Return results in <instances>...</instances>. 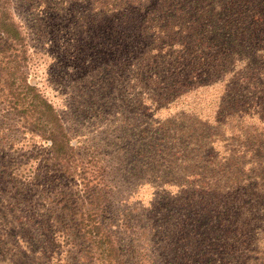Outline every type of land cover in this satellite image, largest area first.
<instances>
[{
	"label": "trees",
	"instance_id": "trees-1",
	"mask_svg": "<svg viewBox=\"0 0 264 264\" xmlns=\"http://www.w3.org/2000/svg\"><path fill=\"white\" fill-rule=\"evenodd\" d=\"M123 1L119 9L111 2V15L124 29L115 34L131 45L128 72L141 90L139 108L168 110L195 86L219 85L208 114L191 116L186 107L158 127L198 140L217 131L237 143L249 165H264V0ZM25 47L11 0H0V140L6 146L10 137L27 136L30 146L23 148L31 149L23 154L33 161L23 168L18 141L14 158L0 150V178L7 179L0 207L10 211L14 235H0V254L8 264H28L29 255L33 264H156L162 254L138 245V227L115 208L100 161L78 153L54 106L28 82ZM240 182L233 191H250ZM239 195L238 205L231 204L250 217V196ZM6 220L0 219L3 228ZM168 245H158L165 258ZM180 253L179 262L157 264H203L202 249ZM243 254L241 264H264L262 256ZM223 256L222 264H235L229 253Z\"/></svg>",
	"mask_w": 264,
	"mask_h": 264
},
{
	"label": "rangeland",
	"instance_id": "rangeland-1",
	"mask_svg": "<svg viewBox=\"0 0 264 264\" xmlns=\"http://www.w3.org/2000/svg\"><path fill=\"white\" fill-rule=\"evenodd\" d=\"M113 1L116 9L123 6V0H11L25 37L28 82L54 106L78 153L100 161L115 208L125 209L138 227V245L162 254L153 262H179V253L192 249H202L203 264H222L223 253L235 264L245 261L243 253L258 261L264 257V165H249L237 143L217 131L198 140L158 127V120L168 113L175 118L186 107L191 116L208 114L219 85L195 86L168 110L139 108L141 90L129 79L134 55L127 56V37L115 34L124 29L112 20ZM17 141L23 168H29L27 136L10 137L6 146L1 139L0 150L14 158ZM240 181L250 191H233ZM6 184L0 178V205L6 204ZM242 193L250 196V217L231 204ZM3 212L0 235L12 240L10 211L0 207ZM169 241L165 258L158 245ZM8 263L0 254V264Z\"/></svg>",
	"mask_w": 264,
	"mask_h": 264
}]
</instances>
